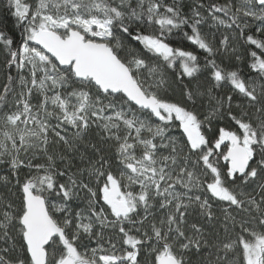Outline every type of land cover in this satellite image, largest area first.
I'll return each mask as SVG.
<instances>
[{
	"label": "snow or ice",
	"instance_id": "snow-or-ice-1",
	"mask_svg": "<svg viewBox=\"0 0 264 264\" xmlns=\"http://www.w3.org/2000/svg\"><path fill=\"white\" fill-rule=\"evenodd\" d=\"M7 4L15 23L0 26L7 53L0 164L10 175L0 184L18 196L0 203V264H142L145 249L144 264H193L192 254L205 251L199 264H264V0H196L189 14L182 0ZM208 20L244 37L251 75L217 62L221 49L237 61L241 54L228 35L217 47L202 33ZM250 21L259 22L253 34ZM177 31L207 53L203 65L169 42ZM118 33L159 63L130 47L122 56ZM168 69L176 70L181 100L166 95ZM205 71L210 87L184 84ZM225 85L242 104L215 94ZM39 155L44 162L33 163ZM81 192L86 206L73 210ZM213 202L224 205L222 219ZM192 211L207 227L188 223Z\"/></svg>",
	"mask_w": 264,
	"mask_h": 264
},
{
	"label": "trees",
	"instance_id": "trees-1",
	"mask_svg": "<svg viewBox=\"0 0 264 264\" xmlns=\"http://www.w3.org/2000/svg\"><path fill=\"white\" fill-rule=\"evenodd\" d=\"M29 2H31V0H29ZM165 2L167 3H172V0H165ZM196 0H182V4L181 7L183 9V11L186 14L190 13V8L195 4ZM201 2L207 4L209 2V0H201ZM212 2L214 3H218V4H224L227 3L228 0H212ZM233 4H239L240 0H232ZM203 11V10H202ZM205 15H207V13H204ZM218 15L223 16V13H218ZM0 26H4L7 25L8 28H13L14 23H15V18L14 17H10L8 15V4H7V0H0ZM259 22L256 21H250L251 24V31L248 32L247 34H253L255 32V28L256 25ZM19 27H15V32L16 34L19 33ZM184 31H187L190 33V28H185ZM201 31L204 35H206L214 45H216L217 47H220V41L223 39L224 35H228L230 37V42L232 44L233 47L237 48L239 53L241 54V60L237 61L235 59L234 56H231L230 53H224L223 50L221 49V53H218L217 56L215 57L217 62L222 64L223 67L229 69V70H233L237 67H239L242 70V73L245 75H251L252 73H250L249 68H248V64L250 63V59L247 56V51L248 46H247V42L245 41L244 37L239 36L238 33L235 30V27H233L232 29H229L223 25L221 26H216L214 24H212L211 20H208L207 22H205V24L201 27ZM118 35H121L118 33ZM256 35L259 37L260 34L256 33ZM121 39L123 40V42L126 45L125 50L121 51V55L122 56H126L127 55V48H135L138 51L142 52L148 59L153 60L154 62L159 63V61H155V58L151 56V54L147 53L144 49L143 46L138 43L133 41L132 39H130L126 34L125 35H121ZM114 42V41H113ZM169 42L172 43V45L174 47H182L185 50H190V51H194L196 52V54L200 57V63L201 65H203L204 63V58L207 56V53H205L203 50L199 49L198 46L193 45L190 41H188L179 31L175 32L171 37H169ZM255 46H252V49H254ZM6 56L7 53L3 50H0V95L3 94L2 92V86L5 83V77H6V70H5V60H6ZM178 70V69H177ZM12 74L15 75V68L13 66V68L11 69ZM168 73V77L169 80L172 82V87L169 89V91L166 93V95L170 98V99H176V100H181L182 95V89L180 88L179 84L176 83V70H171L168 69L167 70ZM208 75L209 73L207 71L202 72L198 78L196 80H193L191 78H186L184 80V84L188 85V86H192L196 83H199L205 87H210L211 86V81L208 79ZM18 90V89H17ZM91 91L96 94V90L95 88H92ZM231 93V89L230 87H228L227 85L223 86L222 88L218 89L215 91V94L218 96L221 95H226ZM234 96V104L235 103H243L240 99L239 96H237L235 93H231ZM117 101H122L123 97L122 96H117L116 97ZM9 100H11V96L9 97ZM38 101V97H33L32 102L33 103H37ZM108 101L105 100L104 103L106 104ZM206 98L202 101L199 102L198 104V111H205L206 110ZM191 106V105H189ZM239 109H235L234 108V112H239ZM253 111L254 110H250ZM110 114V113H109ZM138 115H140V113H137ZM253 118H255L253 116ZM153 123H157V121L155 119H153ZM229 124H231V121H228ZM234 126V125H233ZM72 129L69 128V135L72 134ZM96 129L95 127H93L92 130V136L95 139V134H96ZM181 131L179 128H174V132L171 133V135L179 137L181 140H183V137L181 136ZM145 135H147V133H145ZM157 143H159V138L156 141ZM109 155H111V152L108 153ZM159 154H163V155H167L168 151L165 149H161V153ZM113 160H115V157H112ZM44 162V157L42 155L37 156L36 159L33 160V163H43ZM77 167H81L83 165L80 164L79 162V157L76 156L75 160L73 161ZM58 167H63L62 164L57 165ZM75 170V169H73ZM29 172V170L27 168H22L21 169V179L24 178L25 175H27ZM0 175H10L9 169L6 167V165L4 164H0ZM65 178H61V182H63ZM14 183V181H13ZM11 187V186H10ZM13 193H16V195H13ZM85 193L81 192L80 194V199L74 200L72 202V209L73 210H79L80 208H84L86 206L87 200L85 199ZM18 196V192L15 188H11V190H9V188H5L2 184H0V203H3L5 200H11L13 202L16 201ZM53 199H55V197H53ZM224 205L218 204L213 202V208L216 212V215L221 217L222 219V212L220 211V209L223 207ZM158 217L159 215H161V213L157 214ZM233 215H237V219H239V215L237 212H233ZM188 223H198L201 225H204L205 227H207V223L204 220L203 217H201L200 215H198L197 211H192L191 215H189L187 217ZM145 229H147V222L144 225ZM217 232L219 233V236L221 239H225L226 235L222 229L219 228V225H217ZM238 230V229H237ZM208 231L210 232L211 229L209 228ZM108 235H111L114 242H117V246L119 247V236H117L114 232H109ZM234 235V234H233ZM4 245L2 243H0V247H3ZM91 246H95V241H92V245ZM146 249L144 251H142L141 253V262L142 264H144L145 261H151V256L150 255H145L146 253ZM206 255V251L202 252L199 256L196 254H192V261L193 264H199V261L201 259L202 256ZM214 259V257H213Z\"/></svg>",
	"mask_w": 264,
	"mask_h": 264
},
{
	"label": "rangeland",
	"instance_id": "rangeland-1",
	"mask_svg": "<svg viewBox=\"0 0 264 264\" xmlns=\"http://www.w3.org/2000/svg\"><path fill=\"white\" fill-rule=\"evenodd\" d=\"M175 129H176V128H175ZM172 132H174V128H173V130H172L169 134L171 135ZM157 139H158V138H157Z\"/></svg>",
	"mask_w": 264,
	"mask_h": 264
},
{
	"label": "flooded vegetation",
	"instance_id": "flooded-vegetation-1",
	"mask_svg": "<svg viewBox=\"0 0 264 264\" xmlns=\"http://www.w3.org/2000/svg\"><path fill=\"white\" fill-rule=\"evenodd\" d=\"M138 187V186H137ZM126 227H130L129 225H126Z\"/></svg>",
	"mask_w": 264,
	"mask_h": 264
},
{
	"label": "water",
	"instance_id": "water-1",
	"mask_svg": "<svg viewBox=\"0 0 264 264\" xmlns=\"http://www.w3.org/2000/svg\"><path fill=\"white\" fill-rule=\"evenodd\" d=\"M156 120V119H155ZM157 121V120H156ZM158 122V121H157Z\"/></svg>",
	"mask_w": 264,
	"mask_h": 264
}]
</instances>
